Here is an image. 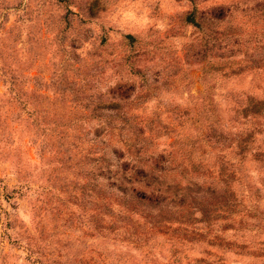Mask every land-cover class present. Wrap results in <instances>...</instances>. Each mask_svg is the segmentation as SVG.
I'll use <instances>...</instances> for the list:
<instances>
[{"label":"rangeland","instance_id":"rangeland-1","mask_svg":"<svg viewBox=\"0 0 264 264\" xmlns=\"http://www.w3.org/2000/svg\"><path fill=\"white\" fill-rule=\"evenodd\" d=\"M191 3L198 23L185 20L191 11L177 15L173 28L157 40L145 42L133 32L101 26L100 64L81 63L75 40L69 43L71 53L63 45L73 29L70 17L80 25L100 19L108 11L102 0H48L42 27L32 25L39 13L23 0L14 5L22 16H4L0 32L11 44L0 51L5 63L0 92L7 87V99L0 96V212L7 220V246L16 249L0 248L5 264L23 248L11 236L14 226L27 233L25 264H264V241L245 240L246 233L264 229V193L245 171L250 162L264 166V143L258 142L264 128L257 127L264 124V112L246 110L250 99L264 100L256 94L264 88L257 83L255 91L242 93L231 87L252 73L264 80V44L245 40L242 24L229 31L214 28L208 13L222 21L223 5L202 12L196 0ZM155 12L160 13L158 6ZM25 18L27 35L21 27ZM188 25L202 35L184 43ZM90 34L89 29L84 38ZM229 36L228 44L221 42ZM117 52L126 75L151 81L156 92L163 88L197 102L169 104L145 117L139 110L128 114V92L109 101L92 99L89 78ZM229 100L235 116L226 117ZM250 118L251 130L221 128L225 119L231 124ZM113 121L120 123L123 148L101 139L104 129L96 126ZM247 133L248 149L241 154L237 141ZM133 185L159 194L162 205L139 201L131 210L132 202L123 199ZM26 207L36 219L34 234L19 215ZM9 209L18 215L13 218Z\"/></svg>","mask_w":264,"mask_h":264},{"label":"clouds","instance_id":"clouds-1","mask_svg":"<svg viewBox=\"0 0 264 264\" xmlns=\"http://www.w3.org/2000/svg\"><path fill=\"white\" fill-rule=\"evenodd\" d=\"M19 2L20 0H0V22L3 21L4 16L8 14V12H11L13 16L23 15V11L16 12L14 10V5ZM79 2L80 0H76V4H79ZM47 3L48 0H23L24 5H30L39 13L34 16L32 20L33 26H43V20L46 19L44 12L47 11ZM102 3L107 6L108 11L106 13H100V19L93 20L85 25H80L75 17H70L73 21V29L66 34L68 42H66L63 47L68 49L69 53H71L72 49L69 47V43L75 40L77 51L82 57L81 63H101L96 56L98 52L103 51L98 47V40L102 34L101 26H115L121 28L123 31L133 32L140 35L145 42L149 39L157 40L163 32L173 28V20L177 15L183 16L184 13L191 11L193 8L191 0H179V3L177 0H102ZM41 5H44V8H41ZM215 5L224 6V17L221 21L217 19L216 16L208 13L209 22L214 28H219L221 31H229L233 26L242 24L245 26L243 34L245 40L250 38L256 39L258 43L264 44V19H261V14L264 12V0H196V6H198L202 12L213 8ZM157 6L160 8V13L155 12ZM72 11H78L75 5L72 6ZM60 14L63 15V11H61ZM169 17L173 19H169ZM58 26L62 27V24H58ZM21 27L24 29L25 35H27V29L29 27L27 18H25ZM149 28L153 30L151 34L148 33ZM89 29L91 30L90 38L86 40L84 38V33ZM157 29H159V31H157ZM185 31L188 33V37L184 40V43L195 41L202 35L191 25H188ZM193 32L196 34L192 35ZM52 34L56 35L55 27L52 28ZM118 39L119 38L116 36L113 37V40L118 41ZM178 39H183V37ZM230 39H232V37L229 36L222 39L221 42L228 44ZM5 43L11 44V40L5 33L0 32V51L5 50ZM56 43H58V41ZM169 43L170 45L175 44V42L172 41ZM23 47L26 48L27 45H23ZM116 47L118 48L119 45L117 44ZM11 51V48L6 50V52ZM54 59L57 64L63 63L58 56L54 57ZM236 59L242 62L244 61L243 56H237ZM4 67V60L0 59V77H3L2 70ZM159 67L163 69V62H161ZM101 68L104 70L97 72L95 79L89 78V83L92 85V99L95 100L98 96L101 97L103 101H109L112 99L113 95L120 92H128L130 93V99L127 105L128 114H131L134 110H139L141 115L152 117L155 113L161 112L163 108L167 107L169 104L178 103L186 107L197 102L198 98L196 97H191L189 95L177 96L174 92L165 91L163 88H161L159 92H156V86L151 81H146L143 77H134L130 72L126 75L125 72L127 70L122 67V60L119 52L111 58V63L107 65L101 64ZM61 70H63V68H61ZM255 76V73L249 74L238 87L234 83L231 87L242 93L255 91V85L257 83L264 88V80L258 78L254 79ZM125 84L134 85V87L125 88L123 87ZM6 92L7 87L0 92V96H3V93ZM256 94L264 97V91ZM3 99H7V97L3 96ZM97 102L99 103L100 101ZM225 107L229 109V111L225 113L226 117L235 116V113L231 111V109L235 107L231 100L228 101ZM96 126L104 129V135L101 139L106 140L112 146L124 147L120 142L121 135L118 131L120 126L119 121H113L112 126H109L107 122L97 123ZM85 127L87 128V125ZM257 127L264 128V124L258 125ZM221 128L232 133L251 130L252 120L251 118L249 121L241 120L239 123H236L234 120L229 124L227 119H225ZM113 137H115V139H113ZM124 139L127 140V137ZM258 142L264 143V134L259 135ZM87 146H91V144ZM245 171L249 174L251 183L259 186L261 192L264 193V184H261V180L264 179V166L255 162H250ZM0 203H3L2 195H0ZM5 207H7V205H5ZM260 207L264 208V200L260 201ZM9 212L13 218L18 215L17 212H13L11 209H9ZM19 215L23 217L27 228L32 229V233L34 234L36 219L33 216V210L26 207L24 212L19 213ZM6 223V218L3 213L0 212V248L4 249L5 252L16 253L15 248L7 246V239L4 233L9 230L6 228ZM11 236L14 240H20L23 246L18 257L14 256L12 258L11 264H25L23 257L29 254V240L24 227L14 226L11 230ZM22 236H24L23 239ZM245 240L264 241V229L246 233ZM32 247L34 248L36 245H32ZM3 255L4 252H0V264H5ZM36 258V256H33V259Z\"/></svg>","mask_w":264,"mask_h":264},{"label":"trees","instance_id":"trees-1","mask_svg":"<svg viewBox=\"0 0 264 264\" xmlns=\"http://www.w3.org/2000/svg\"><path fill=\"white\" fill-rule=\"evenodd\" d=\"M185 20L191 23H198V21L195 18V13L193 11L188 12L185 16ZM127 38L129 39H133V36L131 34H127L126 35ZM246 110H248L251 113H263L264 112V100L262 99H257V100H253L250 99V102L247 104L246 106ZM249 136H251V134L247 133L243 138L239 139L237 141V146L239 148V153L243 154L247 149H248V140H249ZM137 183H139V180H137ZM149 182L145 183V187L149 188ZM131 194L129 196V198L124 197L123 199V204L126 203L128 200L132 202V204L130 205V209L131 210H136L138 209L137 204L139 201H146L147 204L151 207L153 206H157V204L162 205L164 199L159 195V194H147L146 192H144L142 189L139 190V188H137V185H133L131 188ZM158 189V188H157ZM154 191V190H153ZM136 201H135V200ZM159 205V207H160Z\"/></svg>","mask_w":264,"mask_h":264}]
</instances>
